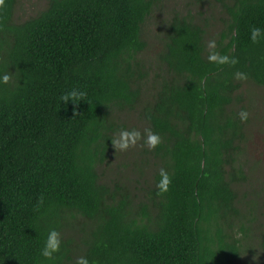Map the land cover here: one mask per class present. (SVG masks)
<instances>
[{
	"label": "trees",
	"instance_id": "obj_1",
	"mask_svg": "<svg viewBox=\"0 0 264 264\" xmlns=\"http://www.w3.org/2000/svg\"><path fill=\"white\" fill-rule=\"evenodd\" d=\"M216 1L224 16L215 51L238 62L210 63L208 23L173 10L163 22L161 79L144 100L143 26L157 0H47L23 21L14 18L18 0H4L0 77L11 80L0 83V264H75L79 256L238 264L254 239L264 264V184L242 190L251 165L241 160L250 124L241 88H264V0ZM73 91L76 102H64ZM114 108H138L162 139L143 149L137 170L146 176L141 168L152 167L146 187L133 170L127 181L101 176ZM160 168L171 179L162 194ZM76 224L78 235L69 232ZM52 229L61 245L47 259L40 252Z\"/></svg>",
	"mask_w": 264,
	"mask_h": 264
},
{
	"label": "rangeland",
	"instance_id": "obj_2",
	"mask_svg": "<svg viewBox=\"0 0 264 264\" xmlns=\"http://www.w3.org/2000/svg\"><path fill=\"white\" fill-rule=\"evenodd\" d=\"M47 0H18L15 8L14 18L17 21H23L45 7ZM173 10H179L182 13H191L199 22L208 23L207 42L214 40L215 33L222 27L223 12L216 0H157L151 15L147 18L143 26V36L148 47H145L141 55V70L147 71L148 75L144 84L141 85L143 99L151 96L152 87L160 81L158 72L157 57L163 46V37L166 24L163 22L168 19V14ZM202 23V22H201ZM244 96V103L248 105L250 112V124L248 126L249 135L246 141L245 152L241 160H247L250 164L248 173L249 181L245 182L242 190L248 193L252 188L260 187L264 184V88L252 82H244L241 88ZM111 118L114 120V130L112 134L118 135L121 129H137L142 134L148 128L146 122L141 119L140 110H127L125 108H114ZM252 119V122H251ZM143 141L141 140L136 147L129 148L127 151H115L111 147L108 160L101 165V176L104 181L112 183L114 181H127L126 178L130 172L134 171L135 185L143 188L151 180L152 167H142L146 174H139V167L143 155ZM154 159L152 160V163ZM256 166V167H255ZM247 166H245L246 168ZM255 168V169H254ZM138 169V170H137ZM244 192V191H243ZM243 209H246L243 202ZM69 232L78 235L80 225L76 224ZM70 236V234L68 235ZM255 241V242H254ZM253 247L243 249L238 264H263L259 255V247L254 239ZM254 250L253 252H251ZM256 257V259H253Z\"/></svg>",
	"mask_w": 264,
	"mask_h": 264
},
{
	"label": "clouds",
	"instance_id": "obj_3",
	"mask_svg": "<svg viewBox=\"0 0 264 264\" xmlns=\"http://www.w3.org/2000/svg\"><path fill=\"white\" fill-rule=\"evenodd\" d=\"M4 4V0H0V6ZM261 34V29L258 27H253L250 29V38L253 43H258V37ZM207 47L209 48L208 61L210 63L220 64V65H235L238 60L235 57H230L228 55H223L217 51L216 49V41L210 40L208 42ZM237 80H246L247 74L237 72L234 74ZM11 80V76L8 73H5L0 77V83L8 84ZM84 94L80 93L79 96L82 97ZM77 93L73 91L72 93L66 94L62 100L67 102L69 100L75 101L77 100ZM241 121L246 122L249 113L241 109L237 114ZM143 141V146H146L150 151L155 150V148L162 142V139L158 133H154L150 128H146L144 133L142 134L137 129H121L118 135H114L111 137V144L115 148V151H127L129 148H134L140 141ZM159 175L161 177L160 181L157 183L156 187L158 189V193L162 194L168 191L169 185L171 183V179L164 168H160ZM61 245V235L56 229H52L49 231L47 239L45 241L44 247L41 249L40 254L47 258L51 259L53 254L60 250ZM256 259V257H253ZM75 264H89L88 259L85 256H79L75 260Z\"/></svg>",
	"mask_w": 264,
	"mask_h": 264
}]
</instances>
